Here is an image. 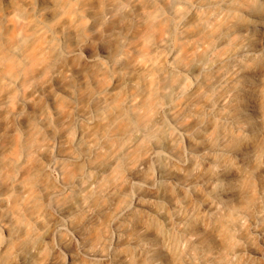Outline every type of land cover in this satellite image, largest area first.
I'll return each mask as SVG.
<instances>
[{
    "label": "clouds",
    "instance_id": "obj_1",
    "mask_svg": "<svg viewBox=\"0 0 264 264\" xmlns=\"http://www.w3.org/2000/svg\"><path fill=\"white\" fill-rule=\"evenodd\" d=\"M0 264H264V0H0Z\"/></svg>",
    "mask_w": 264,
    "mask_h": 264
}]
</instances>
